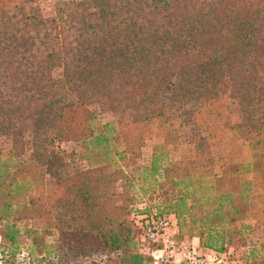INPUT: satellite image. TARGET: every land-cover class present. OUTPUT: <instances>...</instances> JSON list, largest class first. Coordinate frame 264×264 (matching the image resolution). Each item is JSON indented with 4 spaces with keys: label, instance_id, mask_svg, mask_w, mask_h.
<instances>
[{
    "label": "trees",
    "instance_id": "obj_1",
    "mask_svg": "<svg viewBox=\"0 0 264 264\" xmlns=\"http://www.w3.org/2000/svg\"><path fill=\"white\" fill-rule=\"evenodd\" d=\"M133 1L135 7L130 10L122 7L124 2L117 5L118 0H76L69 2L65 11H58L56 18L46 20L34 5L36 0H20L11 14L6 12L5 5L12 0H0V24L6 31L0 35V133L6 131L17 137L15 125L27 122L35 130L52 133L51 140H55L67 111L73 106L81 108L75 103L62 104L68 90L58 89L50 79L52 66H63L67 80L79 88L85 87L87 95L94 94L95 83L102 77L108 81L103 92H111L116 74L107 75L105 67L96 73V69L83 67L76 58L67 59L69 53L62 50L66 38L74 43L84 37L81 43H86L85 32L91 37L93 28L100 24L92 21V15L99 14L115 15L120 23L128 19L119 30L109 32L110 38L120 34V41L111 42L108 54L98 58L102 65L109 62L116 66L111 47H120V105L127 119L124 125L137 124L139 118L142 124L146 111L167 117L169 110L165 105L183 99L193 101L195 114L206 111L208 116L218 115L235 103L242 119L231 124L242 127L239 131L249 136L248 144L259 140L264 135V0H154L157 5ZM72 6L75 17L69 21H75L73 26L66 18ZM168 15L172 17L171 23L161 19ZM151 22L155 31L150 29ZM60 49L62 53L55 52ZM171 91L174 98L168 96ZM92 120V116L84 120L87 127L91 126L81 144L107 143L106 134L94 131ZM169 120L171 127L174 123ZM248 146L196 145L193 156L174 164L170 163L167 151L156 146L149 164L140 167L139 178L142 184L168 183L172 197L157 212L175 216L180 237L186 228L187 239L196 237L203 250L220 254L234 238L246 234L249 225H245L244 219L249 216L251 205L256 207L255 217H264V154L249 152ZM9 158L12 156H0V236L8 254L17 257L24 253L17 251L20 237L29 230L24 228L22 232L10 218L19 212L14 207V197L23 195L31 181L14 176L11 170L24 162L8 161ZM198 169L214 171L211 185L201 178L194 179L191 170ZM249 174L254 177L248 179ZM232 183L237 185L231 188ZM78 188L81 202L88 207L90 202L84 197L90 188ZM256 188L261 190L259 195H253ZM142 190L145 193L147 188ZM134 210L144 213L149 207L141 201ZM88 216L101 217L118 226L117 230L99 227L90 234L102 239L110 252L120 250L118 264L155 263L153 252L158 247L150 245L147 254L138 252L127 219L114 221L113 214L98 216L93 211H78L72 218L80 231L85 229L82 219ZM131 224L134 225L133 221ZM0 256L5 257L4 251H0ZM30 256L35 255L30 252ZM31 258L27 254L24 264L33 262Z\"/></svg>",
    "mask_w": 264,
    "mask_h": 264
},
{
    "label": "rangeland",
    "instance_id": "obj_2",
    "mask_svg": "<svg viewBox=\"0 0 264 264\" xmlns=\"http://www.w3.org/2000/svg\"><path fill=\"white\" fill-rule=\"evenodd\" d=\"M19 1L7 2L6 12L13 13L15 4ZM74 1L76 0H36L34 5L43 19L48 20L56 18L58 11H65L67 4ZM137 1L157 5L154 0L153 2ZM122 2L126 3L122 6L126 9L131 10L135 7L132 4L135 2L133 0L126 2L118 0L117 5H122ZM71 10L66 18L73 26L75 21L70 22L75 17L73 6ZM114 16L92 15V21L100 24L93 28L91 37L85 32L87 42L81 43L84 37L74 43L71 38H66L62 47V50L69 53L67 59L76 58L83 67L89 65L96 69V73L105 67L107 75L116 74V85L113 86L112 80L111 92L109 94L103 92L108 81L106 77H102V79L98 78L100 85L98 82L95 83L94 94L87 95L84 92L85 87L81 85L79 88L78 84L73 85L67 80L63 66H52L50 79L55 82L58 89L68 90L65 91L62 104L75 103L81 108L75 109L73 106L67 111L63 123L59 125L55 140H51L52 133H46L42 129L35 130L27 122L15 125L17 137L14 133L6 134V131L0 133V156L3 159L12 156L8 161L11 159L23 161L22 166L11 172L16 178H28V181H31L28 182L29 187L23 189V195L17 194L14 197V207L19 209V212L17 211V215L10 218L11 222L19 225L22 232L24 228L29 230L27 233H22L17 250L26 253L25 255L28 254L29 258H34L33 262L26 264L119 263L120 250L110 252V248L102 242V239L90 236L92 231L99 227H104V230L111 228L117 230L118 226L108 224V221L101 217L94 219L88 216L82 219L81 224L85 229L80 231L72 218L78 211H93L98 216L104 213L109 216L113 214L114 221L127 219L131 225L133 238L137 242L136 250L147 254L151 249L150 244L141 240L140 232L131 224L134 208L141 201H145L150 211H161L173 194L169 184L164 183L163 180L159 182L164 184H148V182L142 184L139 178L140 167L149 164L156 146H161L160 151H167L168 159L172 164L193 156L196 145H249L247 147L249 152L264 154V135L248 144L249 136L239 131L242 127L238 125L234 127L231 124L242 119L235 103L218 115L208 116L206 111L195 114L194 106L191 105L193 101L183 99L165 105L169 110L166 112L167 117L159 116L158 113L152 115V112L146 111L142 114L144 115L142 124L139 118L137 124L124 125L127 119L121 112L123 105H120V47L116 48V44V47H111L113 49L111 52L117 58L114 60L116 66H112L109 62L102 65L98 61V58L108 54L111 42L120 41V34L119 37L110 38L109 32L119 30L120 25L128 20L125 19L120 23V18ZM161 19L172 22L170 15ZM155 27L151 22L150 29L155 31ZM5 32L4 26L0 24V35ZM62 50L55 52L62 53ZM101 94L102 98H100ZM168 96L174 98L175 94L171 91ZM128 112L130 113V110ZM89 116L93 118L91 123L94 131L100 130L106 134L107 143L86 146L81 144V140L91 126L87 127L84 123ZM167 118H170L169 123H174L173 126L169 127ZM240 152L247 156L245 151ZM29 164L31 168L28 167ZM191 171L194 173V179L201 178L204 183L211 185L213 170ZM172 177L178 175L172 174ZM246 177L252 179L254 176L249 174ZM30 183L33 186H30ZM236 185L237 183H232L230 187ZM84 186L90 188L84 197L90 202L88 207L81 202L82 197L78 194V187ZM142 188H147L145 193ZM256 189L253 195L261 193V190ZM255 209L256 207L253 208L251 205L250 214L244 219L245 225H249L246 234L241 238H234L225 252L216 254L203 250L200 246L195 247L200 253L217 255L221 260L220 264H264V220H262L264 217H255L253 215ZM186 235L185 228L181 232V237L184 239L180 236L179 239L187 240ZM33 241H35L34 245H32ZM0 251H4L5 255V257L0 256V264H24V261L18 260V256L8 254L9 250L4 246L1 236ZM30 252L35 256H30Z\"/></svg>",
    "mask_w": 264,
    "mask_h": 264
},
{
    "label": "built area",
    "instance_id": "obj_3",
    "mask_svg": "<svg viewBox=\"0 0 264 264\" xmlns=\"http://www.w3.org/2000/svg\"><path fill=\"white\" fill-rule=\"evenodd\" d=\"M135 228L141 240L157 246L153 252L155 264H220L217 255L203 254L192 243L179 239V228L173 214H159L156 211L133 212ZM25 253L18 260H25Z\"/></svg>",
    "mask_w": 264,
    "mask_h": 264
},
{
    "label": "crops",
    "instance_id": "obj_4",
    "mask_svg": "<svg viewBox=\"0 0 264 264\" xmlns=\"http://www.w3.org/2000/svg\"><path fill=\"white\" fill-rule=\"evenodd\" d=\"M188 242L192 243L194 246H199V239L194 237L192 239H187Z\"/></svg>",
    "mask_w": 264,
    "mask_h": 264
}]
</instances>
